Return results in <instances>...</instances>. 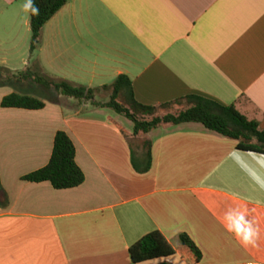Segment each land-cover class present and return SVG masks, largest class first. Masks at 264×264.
<instances>
[{"label": "crops", "instance_id": "crops-1", "mask_svg": "<svg viewBox=\"0 0 264 264\" xmlns=\"http://www.w3.org/2000/svg\"><path fill=\"white\" fill-rule=\"evenodd\" d=\"M26 3L0 0V104L26 82L13 76L38 65L88 89L126 76L144 105L189 95L234 105L264 130V0H68L33 54ZM125 118L61 95L40 110L0 105V264H135L129 248L153 231L175 249L171 264H184L183 233L198 264H264V189L253 180L264 178V154L196 122L132 136ZM58 131L84 182L58 190L23 180L48 164ZM147 141L151 167L139 172L133 158L144 168ZM233 210L257 229L254 245L227 231Z\"/></svg>", "mask_w": 264, "mask_h": 264}, {"label": "trees", "instance_id": "trees-1", "mask_svg": "<svg viewBox=\"0 0 264 264\" xmlns=\"http://www.w3.org/2000/svg\"><path fill=\"white\" fill-rule=\"evenodd\" d=\"M68 0H32L39 9L33 14L31 9L30 26L32 32L30 52L33 54L39 47L41 33L45 24L63 7ZM38 65L13 76L18 81H31L47 90H55L59 95L72 99L79 108L89 102L93 107H109L116 113L126 117L133 123V134H146L163 125H177L188 122L201 123L207 129L237 141V148L264 154V130L255 121H249L234 105H222L217 101L199 96L189 95L176 101L160 106L139 103L133 93L132 83L126 76H119L110 86L88 89L63 79H54L47 74H39ZM4 80V79H3ZM7 78V82L11 81ZM5 81V82H6ZM100 90L110 91L109 101H96V93ZM186 101L188 106L183 109L170 110L171 106ZM3 108H21L40 110L45 102L39 98L13 92L1 100ZM162 109L164 113H160ZM119 132L128 137L131 134L115 123ZM147 150L144 168H138L133 158V164L139 172H147L151 167L150 143H144ZM75 146L71 138L63 131H58L54 138L51 158L46 166L25 175L22 179L29 182H50L55 189H70L80 186L85 175L75 160ZM182 248L179 256L184 264H198L202 252L186 234H180ZM130 257L135 264H171L165 261L176 254L175 249L159 231L148 233L129 248Z\"/></svg>", "mask_w": 264, "mask_h": 264}, {"label": "clouds", "instance_id": "clouds-1", "mask_svg": "<svg viewBox=\"0 0 264 264\" xmlns=\"http://www.w3.org/2000/svg\"><path fill=\"white\" fill-rule=\"evenodd\" d=\"M25 11L31 9L33 14H38L39 9L36 8L32 0H28V3L24 5ZM253 180L258 184L261 189H264V178L258 175L253 176ZM225 227L227 231L233 233L238 242L243 246L255 244V238L258 235V231L253 227L252 222L247 219L243 212L238 210L230 211L226 214Z\"/></svg>", "mask_w": 264, "mask_h": 264}, {"label": "rangeland", "instance_id": "rangeland-1", "mask_svg": "<svg viewBox=\"0 0 264 264\" xmlns=\"http://www.w3.org/2000/svg\"><path fill=\"white\" fill-rule=\"evenodd\" d=\"M38 73L42 74L41 71H38ZM10 88L13 89L17 93L24 94V95H30V96L39 98L40 100L44 102H52L55 99H57L59 96V94L55 90L53 89L47 90L44 87L39 86L31 81H26L23 83H12ZM186 107H187L186 101H183L180 104L171 106L170 110L183 109ZM159 112L162 114L165 111L160 109Z\"/></svg>", "mask_w": 264, "mask_h": 264}, {"label": "built area", "instance_id": "built-area-1", "mask_svg": "<svg viewBox=\"0 0 264 264\" xmlns=\"http://www.w3.org/2000/svg\"><path fill=\"white\" fill-rule=\"evenodd\" d=\"M246 264H257V263H246Z\"/></svg>", "mask_w": 264, "mask_h": 264}]
</instances>
